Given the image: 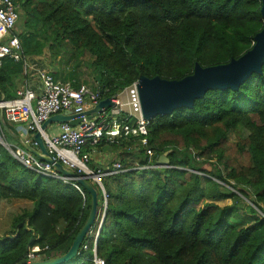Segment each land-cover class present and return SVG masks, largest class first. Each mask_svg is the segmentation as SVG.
<instances>
[{
  "label": "trees",
  "instance_id": "trees-1",
  "mask_svg": "<svg viewBox=\"0 0 264 264\" xmlns=\"http://www.w3.org/2000/svg\"><path fill=\"white\" fill-rule=\"evenodd\" d=\"M14 2L26 59L65 46L75 58L89 54L101 98L141 76L179 80L196 63L238 58L264 23L261 0ZM46 70L80 84L73 70L61 77ZM24 74L22 61L2 59L0 100L15 95ZM230 132L236 141L227 140ZM148 142L150 157L137 140L110 144L125 170L103 178L105 211L98 190L95 222L63 264H96L95 257L104 264H264V64L237 90L211 89L191 108L155 116ZM165 152L167 167L141 168ZM0 200L32 203L0 236V264H18L34 246L41 260L65 254L91 206L85 189L40 175L1 144Z\"/></svg>",
  "mask_w": 264,
  "mask_h": 264
},
{
  "label": "built area",
  "instance_id": "built-area-1",
  "mask_svg": "<svg viewBox=\"0 0 264 264\" xmlns=\"http://www.w3.org/2000/svg\"><path fill=\"white\" fill-rule=\"evenodd\" d=\"M18 19V6L14 0H0V65L5 57L22 61L24 64L26 62V56L23 55L16 34ZM36 76L39 80L37 92L21 86L16 89L13 97L0 100V144L6 147L20 163L40 175L60 178L65 183L81 188L74 180L60 174L53 164L39 159L22 145L26 143L35 148L36 143L31 136L40 132L48 153L56 162L78 177L87 179L96 191H100L105 201V211L107 193L103 186V178L123 172L125 169L119 160H114L105 170L92 165V154L97 148L103 143L104 145L119 144L122 139L128 138L137 140L146 156L150 157L153 154L148 142L149 125L153 118L148 119L142 113L138 93L139 80H135L120 93L109 97L111 101L109 108L89 117L84 112L104 99L96 89L86 84L75 86L74 81L71 80L55 79L46 69L36 70ZM64 112L76 115L78 124L72 126L69 122L52 123L42 130L45 121ZM5 122L24 124L26 136L28 133L32 135L22 140V143L9 141L2 128ZM147 167L150 165L141 166L142 169ZM100 227L101 222L97 230ZM93 251L95 255V248ZM39 253H41L40 248L34 246L27 253L26 262L41 260ZM95 263L104 264V261L95 257Z\"/></svg>",
  "mask_w": 264,
  "mask_h": 264
},
{
  "label": "water",
  "instance_id": "water-1",
  "mask_svg": "<svg viewBox=\"0 0 264 264\" xmlns=\"http://www.w3.org/2000/svg\"><path fill=\"white\" fill-rule=\"evenodd\" d=\"M261 16L264 21V0H261ZM264 64V23L262 29L254 36V42L250 49L238 58H232L224 64L202 67L196 63L193 72L179 80L163 79L158 76L148 78L141 76L138 80V93L144 117L152 119L157 115L171 114L173 110L181 107L191 108L196 99L202 98L208 90L227 89L237 90L239 85L252 74H261ZM111 106L110 98H104L96 106L84 113L93 116L101 113ZM1 114V112H0ZM76 115L70 112L56 114L50 117L42 125V130L52 123L69 122L76 126L79 122ZM3 129L7 130L6 125ZM36 147L33 148L26 143L22 145L39 159L53 164L63 176L75 181L76 184L85 189L91 196V206L84 224L76 233L68 251L57 257L26 262L25 259L18 264H63L75 258L85 236L91 230L97 215V191L87 179L78 177L71 170L66 169L56 162L48 153L40 132L33 134ZM168 152L159 156L156 161L157 167H167L169 160Z\"/></svg>",
  "mask_w": 264,
  "mask_h": 264
},
{
  "label": "rangeland",
  "instance_id": "rangeland-1",
  "mask_svg": "<svg viewBox=\"0 0 264 264\" xmlns=\"http://www.w3.org/2000/svg\"><path fill=\"white\" fill-rule=\"evenodd\" d=\"M63 48H66L67 50L64 51ZM63 48L61 47L60 50L53 49L51 51L44 50V53L41 56H43V58H47L46 62L49 69L60 73V77L68 75L73 70L78 77L80 84H86L92 88L94 85H97L91 64L92 57L89 54H85L81 57L75 58L73 56V52L69 50L68 46ZM246 134L247 132L243 131L241 136L245 137ZM237 138L238 137L235 133L230 132L228 134L227 140L229 142H234L237 140ZM118 152L119 151L117 149H113V146H101L100 148H97L96 152L92 154L91 164L97 166L101 170H105L114 160L121 161L119 156H117ZM158 168L160 167L153 165L147 167V171H149V169L159 170ZM104 182L105 181H103V183ZM218 203L226 208L230 206L229 200H219ZM104 205L105 201L102 202L103 208ZM31 206L32 203L25 200H0V236L10 231L12 220L16 215L20 214L24 208L30 209ZM101 215H103V211ZM38 256L43 258L44 254L41 252L38 254Z\"/></svg>",
  "mask_w": 264,
  "mask_h": 264
},
{
  "label": "crops",
  "instance_id": "crops-1",
  "mask_svg": "<svg viewBox=\"0 0 264 264\" xmlns=\"http://www.w3.org/2000/svg\"><path fill=\"white\" fill-rule=\"evenodd\" d=\"M46 60L47 58H43V56L26 59V62L24 64L25 74L23 77L19 78L18 82L16 83L17 84L16 89L21 86H26L37 92L39 88V80L36 76V70L49 69ZM5 125L7 127V130L3 129V132L6 133L7 139L9 141L22 143V140H24L25 138H29V135L30 136L32 135L31 133H28V136H26V132H25L26 128L24 124L21 123L12 124L5 122ZM31 137L33 138V135Z\"/></svg>",
  "mask_w": 264,
  "mask_h": 264
}]
</instances>
